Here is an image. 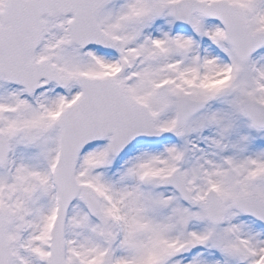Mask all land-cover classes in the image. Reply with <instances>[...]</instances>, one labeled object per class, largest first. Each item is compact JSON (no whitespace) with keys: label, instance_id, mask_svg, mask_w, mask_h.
<instances>
[{"label":"snow or ice","instance_id":"1","mask_svg":"<svg viewBox=\"0 0 264 264\" xmlns=\"http://www.w3.org/2000/svg\"><path fill=\"white\" fill-rule=\"evenodd\" d=\"M0 264H264V0H0Z\"/></svg>","mask_w":264,"mask_h":264}]
</instances>
